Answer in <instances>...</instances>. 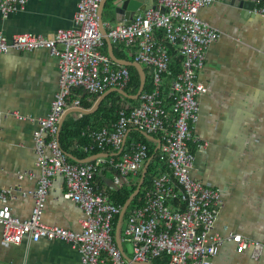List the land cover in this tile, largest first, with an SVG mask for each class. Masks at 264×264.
<instances>
[{
	"label": "built area",
	"instance_id": "built-area-1",
	"mask_svg": "<svg viewBox=\"0 0 264 264\" xmlns=\"http://www.w3.org/2000/svg\"><path fill=\"white\" fill-rule=\"evenodd\" d=\"M27 1L0 0V16L8 19L24 10ZM101 1L79 0L69 30L11 38L0 31V55L46 49L57 59L56 90L46 116L0 111V120L14 118L37 124L33 139L40 170L32 193L33 208L26 219L12 215L9 203L15 194L0 188L3 245H19L24 239L60 240L78 254L79 264H153L163 254L169 256L168 264H213L220 248L232 243L237 252L248 250L259 260L264 241L232 232L218 234L215 223L223 207L220 190L190 176L196 160L192 146L199 150L205 147L196 135L201 97L206 94L199 72L209 47L221 37L217 29L199 19L198 13L214 0H154L153 7L136 13L127 24H103L112 45L127 60L151 69L149 88L142 89L135 104L117 92L122 102L116 120L101 129H83L81 136L89 143L77 149L88 158L98 157L83 163L71 161L62 149L58 122L63 110L80 108L82 95L99 97L110 88L125 90L130 82L127 67L103 51L106 41L97 17ZM254 8L255 14L264 18V1H257ZM170 49L184 58L181 72L171 80L167 77ZM74 92L76 96L67 102ZM148 136L155 140H148ZM148 146L158 147L154 168L149 185H141L135 204L120 223L121 251L114 219L122 207L114 204L110 195L140 178L148 161ZM56 175L64 181L62 199L76 204L83 213L80 231L42 221ZM125 244L131 246L130 255Z\"/></svg>",
	"mask_w": 264,
	"mask_h": 264
},
{
	"label": "crops",
	"instance_id": "crops-1",
	"mask_svg": "<svg viewBox=\"0 0 264 264\" xmlns=\"http://www.w3.org/2000/svg\"><path fill=\"white\" fill-rule=\"evenodd\" d=\"M78 1L28 0L24 10L8 19L0 16V31L11 38L69 30ZM111 1L105 5L103 23L121 24L108 15ZM240 12L227 1L214 0L198 13L221 37L209 47L199 72L206 94L201 97L196 135L205 147L192 146L196 160L190 176L220 190L223 207L215 223L218 234L232 232L264 241V18L243 17ZM56 63L46 49L0 55V111L46 116L56 90ZM79 116L70 113L64 120ZM37 128L35 122L0 120V188L14 192L9 208L20 219H26L33 208L32 193L40 173L33 139ZM63 188V178L56 175L42 221L80 231L83 213L62 199ZM1 233L0 227V264H79L78 254L63 241L24 239L19 245H3ZM213 264H264V254L255 260L250 251L239 253L236 245L226 243Z\"/></svg>",
	"mask_w": 264,
	"mask_h": 264
},
{
	"label": "trees",
	"instance_id": "trees-1",
	"mask_svg": "<svg viewBox=\"0 0 264 264\" xmlns=\"http://www.w3.org/2000/svg\"><path fill=\"white\" fill-rule=\"evenodd\" d=\"M264 1V0H263ZM103 51L105 53H108V46L107 43H105V46L103 47ZM113 53L119 57V58H127L124 54H122L116 45L113 44ZM169 54H171V62L169 64V74L168 79L171 80L176 74L181 72L182 67L181 64L184 63V58L178 55L177 52L170 49ZM129 72L130 76V82L125 88V91L133 94L136 92L139 86V74L135 70V68L131 66H126ZM142 68H144L145 71V85L144 89L149 88L150 80H151V69L148 66L142 65ZM77 94V93H76ZM75 92L71 94L67 102H70L71 99H73L76 96ZM98 97H88L87 95H82L79 99L80 107L83 109H91L96 102V99ZM122 102V97L117 92H111L101 103L100 108L97 110L96 113L92 115H83L80 114L78 119L72 120L70 118H67L66 120H63L59 134V140L62 149L65 151L67 156H71L72 158L76 160H83L87 159L88 156L78 150L77 148L82 145H86L89 143V140L87 138H84L81 136V133L84 128L87 126H92L96 129H101L104 126L108 125L109 123L113 122L117 118V111L120 108ZM132 104H135L134 101H129ZM148 158H151L150 166L147 169V173L144 179V183L142 185V188H145L149 185L150 179H151V171L154 168L153 162L156 159L157 152H155V148L152 146H148ZM71 161H73L71 158H69ZM141 174V173H140ZM139 174V176H140ZM138 180L131 181L129 184H126L122 186L121 188L117 189L116 191L112 192L110 195V200L116 204L117 206H123L126 200L128 199L129 195L134 191L138 184ZM137 197V196H136ZM135 199L130 203L127 210L131 208L136 202ZM128 215V211L125 212L122 219H125ZM118 215L114 219V226L117 222ZM169 263V256L166 254H163L161 257L155 259L153 261V264H168Z\"/></svg>",
	"mask_w": 264,
	"mask_h": 264
},
{
	"label": "water",
	"instance_id": "water-1",
	"mask_svg": "<svg viewBox=\"0 0 264 264\" xmlns=\"http://www.w3.org/2000/svg\"><path fill=\"white\" fill-rule=\"evenodd\" d=\"M107 1L108 0H102L101 1V4L99 6V10H98V14H97L100 33L105 38V41H106L107 46H108V54L113 59V61L117 64H121L124 66H131V67L135 68V70L138 72V74H139L138 89L136 90L135 93L130 94V93H127L125 90H120L117 88H110V89L106 90L104 93H102L96 99V102L94 103V105L91 109L68 108V109L63 110V112H62L63 114L61 115L59 122H58L59 131H60V128H61V125H62L64 118H66V116L68 114L79 113V114H83V115H92V114L96 113L97 110L100 108L101 103L104 101V99L111 92H118V93L122 94L123 96L127 97L128 99H131V101H136L138 95L140 94V92L144 88L145 80H146L144 68H142V66L138 62L127 60L124 58H119L113 53V45H112L109 37L107 36L106 30H104V28H103V24H104L103 23V20H104L103 12H104V8H105ZM224 1H227L228 4H231L235 8L240 9V11H241L240 14L243 17L257 15L254 12V9H255L254 7L257 5V0H224ZM153 6H154V0H112L108 15L110 18H112L111 21H119L122 24H127L131 21L132 17L138 11L143 12L145 10L150 9ZM59 137H60V134H59ZM147 139L150 141L155 140L153 137H149V136L147 137ZM157 149H158V147H156L155 151ZM99 156L107 157L108 155L107 154H100ZM96 157H98V155L92 156V157H89V158L83 159V160H76V159L72 158L71 156H69V158H71L72 160H75V161H78L81 163L88 162L92 159H95ZM150 160H151V158H148V161L146 162L145 167H143V169L141 171L140 178H139V181H138L136 188L129 195L128 199L126 200V202L122 206L120 213L118 214V219H117L116 226H115V237H116L117 246L121 251H122L121 245L118 241V230L120 227V223L122 221V218H123L128 206L130 205V203L132 202V200L134 199L135 195L138 193L141 185L144 182V178H145V175L147 172V168L150 165V163H149Z\"/></svg>",
	"mask_w": 264,
	"mask_h": 264
},
{
	"label": "rangeland",
	"instance_id": "rangeland-1",
	"mask_svg": "<svg viewBox=\"0 0 264 264\" xmlns=\"http://www.w3.org/2000/svg\"><path fill=\"white\" fill-rule=\"evenodd\" d=\"M126 211H128V210H126ZM123 221H124V219H122V223H123ZM125 249H126V252L128 253V255H130L131 254V246L128 244H125Z\"/></svg>",
	"mask_w": 264,
	"mask_h": 264
}]
</instances>
